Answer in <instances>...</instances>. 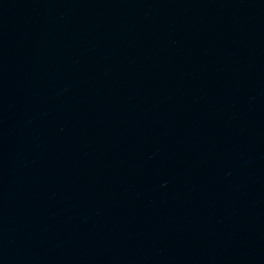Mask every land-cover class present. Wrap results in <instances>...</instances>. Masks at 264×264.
Masks as SVG:
<instances>
[{
	"label": "water",
	"instance_id": "1",
	"mask_svg": "<svg viewBox=\"0 0 264 264\" xmlns=\"http://www.w3.org/2000/svg\"><path fill=\"white\" fill-rule=\"evenodd\" d=\"M0 264H264V0H0Z\"/></svg>",
	"mask_w": 264,
	"mask_h": 264
}]
</instances>
